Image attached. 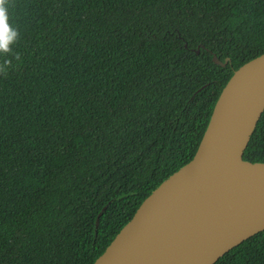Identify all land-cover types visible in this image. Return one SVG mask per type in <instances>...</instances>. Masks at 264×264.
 <instances>
[{"label": "trees", "instance_id": "16d2710c", "mask_svg": "<svg viewBox=\"0 0 264 264\" xmlns=\"http://www.w3.org/2000/svg\"><path fill=\"white\" fill-rule=\"evenodd\" d=\"M8 11L19 35L0 53L11 61L0 264H93L191 161L233 72L264 54V0H10ZM243 160L264 163V112ZM215 264H264V231Z\"/></svg>", "mask_w": 264, "mask_h": 264}, {"label": "water", "instance_id": "95a60500", "mask_svg": "<svg viewBox=\"0 0 264 264\" xmlns=\"http://www.w3.org/2000/svg\"><path fill=\"white\" fill-rule=\"evenodd\" d=\"M228 61L212 55L220 67ZM263 112L264 54L233 72L191 161L150 193L93 264H215L264 231V163L243 160Z\"/></svg>", "mask_w": 264, "mask_h": 264}, {"label": "clouds", "instance_id": "9594fccd", "mask_svg": "<svg viewBox=\"0 0 264 264\" xmlns=\"http://www.w3.org/2000/svg\"><path fill=\"white\" fill-rule=\"evenodd\" d=\"M10 0H0V53L10 54L11 45L18 39V30L9 23ZM19 59V56H16ZM11 64L10 60H5L0 65V73Z\"/></svg>", "mask_w": 264, "mask_h": 264}]
</instances>
